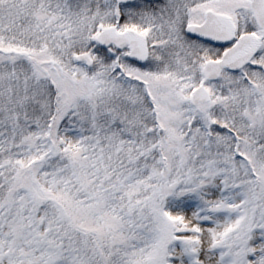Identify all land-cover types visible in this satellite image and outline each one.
Masks as SVG:
<instances>
[{
	"label": "snow or ice",
	"instance_id": "snow-or-ice-1",
	"mask_svg": "<svg viewBox=\"0 0 264 264\" xmlns=\"http://www.w3.org/2000/svg\"><path fill=\"white\" fill-rule=\"evenodd\" d=\"M0 264H264V0H0Z\"/></svg>",
	"mask_w": 264,
	"mask_h": 264
}]
</instances>
